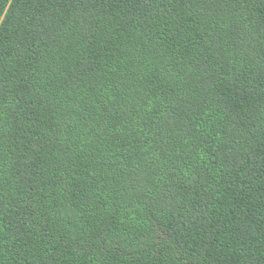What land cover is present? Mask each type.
I'll list each match as a JSON object with an SVG mask.
<instances>
[{
    "label": "trees",
    "instance_id": "16d2710c",
    "mask_svg": "<svg viewBox=\"0 0 264 264\" xmlns=\"http://www.w3.org/2000/svg\"><path fill=\"white\" fill-rule=\"evenodd\" d=\"M0 264H264V0H0Z\"/></svg>",
    "mask_w": 264,
    "mask_h": 264
}]
</instances>
